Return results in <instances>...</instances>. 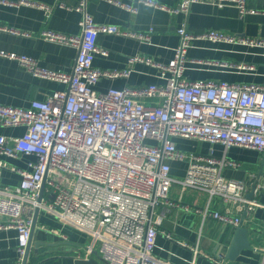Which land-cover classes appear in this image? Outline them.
Instances as JSON below:
<instances>
[{"label": "built area", "instance_id": "2783aa9c", "mask_svg": "<svg viewBox=\"0 0 264 264\" xmlns=\"http://www.w3.org/2000/svg\"><path fill=\"white\" fill-rule=\"evenodd\" d=\"M105 1L137 12L119 0ZM86 2L82 0L77 7L84 14L80 35L42 32L46 41L77 49L72 72L50 70L34 57L0 50L1 58L17 62L32 76L67 86L46 99H34L28 108L0 103V126L26 128L20 137L1 136L0 154L35 158L28 169L11 168L21 177L14 187L2 185L7 164L0 160V215L8 218L0 223V231L18 232L16 264L31 262V253L26 256L37 210L49 212L88 235L86 259L97 257L105 264H167L154 252L161 232L171 238L160 229L168 208L211 216L235 229L244 223L241 216L229 212L195 209L173 201L174 186L205 192L210 199L220 197L243 204L246 212L257 205L255 199L247 197L246 182L225 175L226 169L237 165L226 153L221 157L186 153L175 140L221 144L226 151L239 147L264 153V86L187 79L190 45L195 40H209L264 49V40L214 30L194 33L183 25L177 30L180 45L169 63L144 57L130 60L155 68L164 85L99 92L95 86L101 79L128 78L132 73L131 69L106 71L94 66L96 55L107 54L98 45L99 34L143 40L148 36L96 24L86 13ZM138 2L171 14L188 15L197 3L236 6L241 14L248 12L245 0H181L177 8L155 0ZM19 5L32 4L21 1ZM0 30L21 34L2 26ZM147 99L158 103L146 104ZM170 161L187 165L184 177L172 175ZM255 177L252 175L253 180ZM262 189L256 182L252 195ZM193 251L196 256L201 254L198 248ZM256 251L261 254L259 264H264V248Z\"/></svg>", "mask_w": 264, "mask_h": 264}, {"label": "crops", "instance_id": "0c3cea01", "mask_svg": "<svg viewBox=\"0 0 264 264\" xmlns=\"http://www.w3.org/2000/svg\"><path fill=\"white\" fill-rule=\"evenodd\" d=\"M27 1L32 5H19ZM82 0H0V26L21 34L0 30V50L28 55L39 60L50 70L70 73L78 54L77 49L44 40L42 32L51 30L61 34L80 35L84 14L77 11ZM136 8L137 12L105 0H87L86 13L98 25H113L122 30L148 36L147 40L100 33L98 45L107 54H98L94 66L100 70L131 69L128 78H103L95 86L99 92L111 88H140L152 84L164 85L158 71L144 63H130L137 57L152 58L161 64L169 63L180 45L177 30L187 25L190 32L219 31L229 36L249 40H264V0H245L248 12L241 14L236 6L220 7L208 3L193 4L190 13L171 14L168 11L147 6L138 0H119ZM168 7L177 8L181 0H155ZM8 2V3H3ZM253 11V12H252ZM26 33L28 35L22 34ZM185 77L192 81L227 82L230 84H255L264 86V49L243 43L195 40L187 52ZM67 86L37 78L23 70L15 61L0 57V103L28 108L34 99H46L55 90ZM146 104L156 105L158 100L147 99ZM25 127H2L0 137H20ZM177 147L186 152L212 154L225 153L237 165L225 170L228 178L243 180L249 190L247 197L257 205L246 212L243 204L220 197L210 199L205 192L183 190L174 186L171 199L193 208L208 207L213 211L229 212L243 218L242 228L249 231L252 249L243 251L236 261L226 258L236 229L211 216L184 212L177 208L165 210L161 231L157 237L154 255L167 264H259L264 248V153L233 147L226 151L221 144L200 143L176 139ZM7 168L3 171L2 185L17 186L21 177L12 167L28 169L33 156L20 155L9 158L0 154ZM172 175L184 177L187 165L170 161ZM255 175V179H252ZM256 182L263 185L261 192L253 196ZM7 217L0 215V223ZM89 237L84 232L61 222L55 215L42 211L38 216L30 251V264H75L86 259L84 251ZM18 232L14 229L0 231V264H16ZM201 252L198 256L193 249ZM196 256V257H195ZM222 257V259L220 258ZM101 264H105L101 262Z\"/></svg>", "mask_w": 264, "mask_h": 264}, {"label": "water", "instance_id": "95a60500", "mask_svg": "<svg viewBox=\"0 0 264 264\" xmlns=\"http://www.w3.org/2000/svg\"><path fill=\"white\" fill-rule=\"evenodd\" d=\"M44 189L45 187L43 186L41 194H43ZM39 215H40V212L39 210H37L35 214L33 228H32V237H31L30 245L27 249L26 259L29 256V253L31 251L33 235H34V232L37 226ZM251 249H252V245L249 239V231L246 228L240 227L236 229L234 233V237L228 249L226 258L231 261H236L240 257L243 251L251 250ZM101 262L102 261H100L97 257H93L90 259H78L75 261V264H101Z\"/></svg>", "mask_w": 264, "mask_h": 264}]
</instances>
